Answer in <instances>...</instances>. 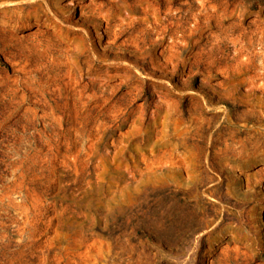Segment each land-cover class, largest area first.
I'll list each match as a JSON object with an SVG mask.
<instances>
[{
    "label": "rangeland",
    "instance_id": "rangeland-1",
    "mask_svg": "<svg viewBox=\"0 0 264 264\" xmlns=\"http://www.w3.org/2000/svg\"><path fill=\"white\" fill-rule=\"evenodd\" d=\"M260 143L264 0H0V264H264Z\"/></svg>",
    "mask_w": 264,
    "mask_h": 264
},
{
    "label": "bare ground",
    "instance_id": "bare-ground-1",
    "mask_svg": "<svg viewBox=\"0 0 264 264\" xmlns=\"http://www.w3.org/2000/svg\"><path fill=\"white\" fill-rule=\"evenodd\" d=\"M4 7V6H3ZM8 7V6H7ZM5 9H7V8H5ZM4 9V10H5ZM228 144V143H227ZM232 144V143H231ZM251 144V143H250ZM237 145V144H236ZM238 146V145H237ZM250 146V145H249ZM235 147V146H234ZM253 147V146H252ZM254 147H256V148H260V147H264V143H260V144H257V145H255ZM245 149H250V147L248 148V147H246ZM254 149V148H253ZM238 150V149H237ZM256 150V149H255ZM261 150V149H260ZM263 151V150H262ZM250 152H251V150H250ZM255 153V152H254ZM263 154H264V152H262ZM261 153V154H262ZM248 154H250V153H248ZM262 156V155H261ZM234 157H235V155H234ZM261 158V157H260ZM234 160V159H233Z\"/></svg>",
    "mask_w": 264,
    "mask_h": 264
}]
</instances>
